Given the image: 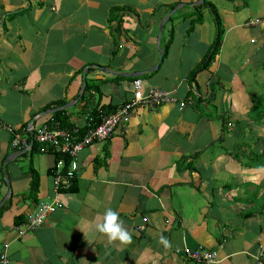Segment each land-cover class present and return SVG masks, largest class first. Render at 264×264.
<instances>
[{"label":"crops","instance_id":"1","mask_svg":"<svg viewBox=\"0 0 264 264\" xmlns=\"http://www.w3.org/2000/svg\"><path fill=\"white\" fill-rule=\"evenodd\" d=\"M137 79L187 106H133L80 152L63 207L19 236L62 168L36 129L81 134L95 110L133 98ZM9 128L37 148L16 147ZM262 184L264 0H0V264H204L186 256L199 248L217 251L211 264H264V206L252 210ZM107 208L130 244L95 231Z\"/></svg>","mask_w":264,"mask_h":264},{"label":"built area","instance_id":"2","mask_svg":"<svg viewBox=\"0 0 264 264\" xmlns=\"http://www.w3.org/2000/svg\"><path fill=\"white\" fill-rule=\"evenodd\" d=\"M259 23V19L250 20L246 25H254ZM254 42L255 39H252ZM135 92L133 98L128 102L121 104L117 110L102 117L101 123L90 127L83 134L79 133L78 129L69 130L60 128L58 124L44 123L36 129V139L40 144L45 145L61 155H73L76 159L72 160L68 169L64 171L65 161L60 159L58 165L62 168L56 172V188L55 194L51 201H42L37 209L30 213L24 224L18 227L19 236H24L28 231H35L41 227L47 217L63 207L61 199V191L68 189L79 169L77 160L80 152L89 145L95 142H103L111 138L116 127L123 121L128 119L130 110L135 105H145L149 108L159 107L163 104L176 103L180 109L187 106L188 102L176 96L175 91L165 90L161 88H150L148 92H144L142 88V80L137 79L135 82ZM14 134L13 144L16 147L24 146L26 149H31L32 143L24 138L15 129L9 128ZM34 141V140H33ZM260 256L262 253L259 254ZM186 256L193 262L211 264L218 261V253L212 249L199 248L194 250H186ZM7 255L1 256V264H7Z\"/></svg>","mask_w":264,"mask_h":264},{"label":"clouds","instance_id":"3","mask_svg":"<svg viewBox=\"0 0 264 264\" xmlns=\"http://www.w3.org/2000/svg\"><path fill=\"white\" fill-rule=\"evenodd\" d=\"M95 231L106 237L109 244L128 245L132 242V233L125 227L119 213L112 208H107L104 211L100 222L95 224ZM158 243L165 249H170L172 246L171 242L162 234L158 239Z\"/></svg>","mask_w":264,"mask_h":264},{"label":"trees","instance_id":"4","mask_svg":"<svg viewBox=\"0 0 264 264\" xmlns=\"http://www.w3.org/2000/svg\"><path fill=\"white\" fill-rule=\"evenodd\" d=\"M202 20V15H201V13H200V15H199V17H196L195 19H192L191 20V25H194L197 21H201ZM253 20H256V19H253ZM251 26V25H250ZM171 43V40H169V42H168V44H167V46L169 45ZM221 44V38H220V34H219V36H218V39H217V45L219 46ZM195 72H197L196 70L194 71V73ZM55 107V106H54ZM105 109H107L108 111H107V114L106 115H108L109 113H112V112H114L115 110H117L118 108H116V109H112L111 107H109V108H105ZM105 109L103 108V110H101V112H103V111H105ZM104 115H105V113H103ZM93 116H94V118H93V120H92V122H91V125L90 126H96V124H99L100 122H101V120H102V115L100 116L99 115V113L97 112V110H95L94 111V113H93ZM53 120L54 121H57L62 127H71L72 125H71V123H70V121H69V119H68V117L63 113V111L62 110H56L55 112H54V115H53ZM89 128V126L87 127H85L84 129H82V134L87 130ZM37 145H38V143H37V141L36 140H34L33 141V143H32V146H31V150H34L35 148H37ZM56 151V150H55ZM58 153V152H57ZM56 157L58 158L57 160V162H59L60 161V159L61 158H63L64 159V161H65V169L70 165L69 163H71V161L72 160H74V159H76V157L75 156H73V155H70V154H67L66 156H64V155H61L60 153H58V154H56ZM78 158H79V155H78V157H77V160H78ZM33 176H34V180H33V188L34 189H36L37 188V185H38V174H37V172H33ZM75 182H76V178L74 179V182H73V185H72V187L70 188V189H72V190H74L75 189ZM65 190H68V189H65ZM260 212H262V213H264V210H260ZM254 213L252 212V211H250V212H248L246 215V218H248V217H251L252 215H253ZM262 253V255H261V257H262V261H263V263H264V252H261Z\"/></svg>","mask_w":264,"mask_h":264},{"label":"rangeland","instance_id":"5","mask_svg":"<svg viewBox=\"0 0 264 264\" xmlns=\"http://www.w3.org/2000/svg\"><path fill=\"white\" fill-rule=\"evenodd\" d=\"M246 22L244 23V26L246 25ZM256 189L258 191V196H257V198L255 200L256 204H255V206H254V208L252 210H255V209L258 210L261 206H264V186H263V184L261 186H259V187H256ZM260 214H262V212L261 213L259 212V215Z\"/></svg>","mask_w":264,"mask_h":264},{"label":"water","instance_id":"6","mask_svg":"<svg viewBox=\"0 0 264 264\" xmlns=\"http://www.w3.org/2000/svg\"><path fill=\"white\" fill-rule=\"evenodd\" d=\"M163 28V26L161 25V29ZM162 59V53L160 54V61ZM31 137L34 138V131H31ZM33 142V140H32Z\"/></svg>","mask_w":264,"mask_h":264},{"label":"bare ground","instance_id":"7","mask_svg":"<svg viewBox=\"0 0 264 264\" xmlns=\"http://www.w3.org/2000/svg\"><path fill=\"white\" fill-rule=\"evenodd\" d=\"M70 164V163H69Z\"/></svg>","mask_w":264,"mask_h":264}]
</instances>
